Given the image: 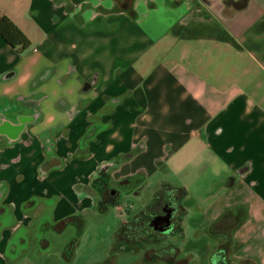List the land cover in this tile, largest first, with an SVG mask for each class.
I'll return each instance as SVG.
<instances>
[{"label":"crops","instance_id":"0c3cea01","mask_svg":"<svg viewBox=\"0 0 264 264\" xmlns=\"http://www.w3.org/2000/svg\"><path fill=\"white\" fill-rule=\"evenodd\" d=\"M0 11L31 40L21 54L0 35V118L15 110L28 124L0 154L12 211L0 264L74 258L79 243L51 249L48 236L70 224L80 239L88 212L107 210L91 177L111 159L116 182L150 187L174 167L192 180H157L185 187L170 264H264V0H0ZM45 131L64 163L42 170ZM200 179L199 200L187 189ZM229 210L233 242L213 260L226 239L209 226Z\"/></svg>","mask_w":264,"mask_h":264},{"label":"flooded vegetation","instance_id":"af4514ba","mask_svg":"<svg viewBox=\"0 0 264 264\" xmlns=\"http://www.w3.org/2000/svg\"><path fill=\"white\" fill-rule=\"evenodd\" d=\"M91 85L92 80L86 81L83 84V89H88ZM15 120H18L17 124H15ZM27 127L28 124L21 120L15 110H13V119L0 118V130L6 134L5 139L0 137V154L6 148H13L18 140L21 141L22 138L17 136V131ZM90 130L87 136L93 131L92 128ZM55 137L53 134H48V131L40 135L45 153V157L39 165L42 170L60 167L64 163L63 158L56 153L57 141ZM13 160L16 158L13 159L12 156L9 164L13 165ZM116 163V160L112 159L101 163L91 177V184L98 193L97 202L101 208L105 209L114 205L120 211H123V207L126 211V216L115 231L113 249L128 252L140 251L143 258L152 261L164 260L166 264L175 262L174 255L178 248L174 241L181 238L185 213V207L181 203L183 192L173 186L157 182L152 188L148 187L147 196L139 191L131 194L129 186L132 184V180L120 179L117 181L116 187L113 185L109 170ZM0 167H6V164H0ZM2 192L3 190H0V195ZM128 194L135 196L140 204L125 206L123 199ZM11 212L9 206L0 205V229L10 223ZM40 229L41 226H38V231Z\"/></svg>","mask_w":264,"mask_h":264},{"label":"rangeland","instance_id":"374dc122","mask_svg":"<svg viewBox=\"0 0 264 264\" xmlns=\"http://www.w3.org/2000/svg\"><path fill=\"white\" fill-rule=\"evenodd\" d=\"M172 170L173 172L171 171L169 174L167 172V174L160 172L157 176H154L153 183L151 184L152 186H150V188L156 184L158 178L160 177H166L167 179L177 183L192 181L187 178L184 169H178L174 167ZM201 181L202 179H200V182ZM205 181H207L206 178L204 179V182ZM136 183H138V181L133 179L132 184L129 186V192L133 194L135 191H139L147 196L149 193L148 186L142 185L140 187H136ZM113 185L116 187L118 183L113 181ZM191 187V190L189 188L187 189L188 193L190 192L189 194H191L193 198L200 200L202 182L199 183V185L195 182ZM128 201L130 203H125V206L127 204L134 206L140 204V201L136 200V197L134 196L129 197ZM125 216L126 211L124 207L123 211H119L114 205L108 206L107 210L104 211L93 208L88 212V216L86 217V230L82 234V238L80 237L81 240L78 237L79 233L72 229L69 224L66 228V231L62 235L55 236L53 235L52 231L50 232L51 235L48 237L51 240V249L65 247L66 252H71V245L73 243H79L76 248L74 258L70 259L69 256H67L69 259L63 260L64 264H113L114 261L118 262L119 264H149L143 262L144 260H142L141 255L136 257L133 252H118L112 248L115 243V235H113L114 231ZM51 254L55 255V253L52 251ZM157 262H159L157 264H163V262H160V260ZM28 263L29 260L27 258L22 261V264Z\"/></svg>","mask_w":264,"mask_h":264},{"label":"trees","instance_id":"16d2710c","mask_svg":"<svg viewBox=\"0 0 264 264\" xmlns=\"http://www.w3.org/2000/svg\"><path fill=\"white\" fill-rule=\"evenodd\" d=\"M0 35L1 37L19 53H24L30 46L31 40L27 35L5 14L0 11ZM180 189V188H178ZM185 194V187L181 188ZM239 214L237 215L229 210L226 211L217 221L209 226V231L213 235H222L226 241L217 245L211 258L219 261L221 256L225 254L228 245L233 242L232 230L238 223Z\"/></svg>","mask_w":264,"mask_h":264}]
</instances>
